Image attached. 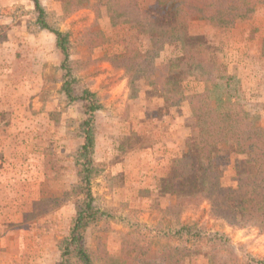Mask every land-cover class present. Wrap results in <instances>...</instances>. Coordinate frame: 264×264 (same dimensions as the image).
I'll return each mask as SVG.
<instances>
[{
  "label": "rangeland",
  "instance_id": "1",
  "mask_svg": "<svg viewBox=\"0 0 264 264\" xmlns=\"http://www.w3.org/2000/svg\"><path fill=\"white\" fill-rule=\"evenodd\" d=\"M39 1L49 27L69 34L70 59L78 63L75 91L91 90L102 105L95 153L100 175L92 192L104 215L85 233L87 247L100 254L95 263L118 264L127 237H145L152 251L181 245V236L174 235L181 224L225 234L239 254L264 260V233L257 228L214 218L207 201L178 215L173 210L176 198L159 195L158 178L189 150L197 130L187 102L163 109L164 100L150 83L160 71L130 86L127 73L112 64L121 50L117 42L133 29L113 26L96 0L72 14L67 0ZM139 1L142 8L155 2ZM38 16L33 0H0V264H58V246L76 212L79 170L74 157L83 140L79 127L85 114L83 104H70L62 90L63 57L55 48V35L41 28ZM188 26L192 35L203 36L220 51L218 61L236 74L240 102L250 119L264 127V6L232 27L199 16L190 18ZM171 53L167 46L156 65ZM182 90L188 95L203 92L206 84L189 77ZM213 149L220 159L222 185L236 187V163L244 160L233 156V145L225 140ZM117 162L129 174L115 179L111 169ZM248 170L242 163L241 171ZM138 264L166 262L155 258ZM182 264L209 261L198 255Z\"/></svg>",
  "mask_w": 264,
  "mask_h": 264
},
{
  "label": "trees",
  "instance_id": "2",
  "mask_svg": "<svg viewBox=\"0 0 264 264\" xmlns=\"http://www.w3.org/2000/svg\"><path fill=\"white\" fill-rule=\"evenodd\" d=\"M90 1L67 0V9L75 13ZM96 1L98 7L106 8L113 26L133 29L117 42L121 50L111 58L113 65L127 73L130 86L160 71L150 83L164 100L163 109L170 110L185 102L191 109L197 136L192 138L189 150L173 161L169 172L158 178L159 195L176 198L173 210L178 215L207 201L214 218L230 226L255 227L264 233V127L250 119L240 102L236 74L228 71L226 63L218 61L216 55L220 51L207 45L203 36L192 35L188 26L190 18L199 16L232 27L257 6H264V0H155L145 8L139 0ZM33 2L39 25L55 35V48L63 57L62 90L70 104H83L85 114L79 127L83 140L74 157L79 170L74 187L76 212L58 246V264H96L100 254L87 247L85 233L104 215L92 192L93 181L100 175L95 153L97 116L102 105L91 90L75 91L78 63L70 59L69 34L49 27L40 1ZM167 46L172 53L157 66L156 60ZM189 77L205 83L206 90L185 94L182 84ZM222 140L233 145V156L244 160L236 163V187L226 188L221 183L220 159L213 148ZM242 163L248 166V172L241 171ZM42 202L45 201L39 204ZM174 235L181 236V245H167L157 251L143 241L145 235L143 239L127 237L116 263L138 264L144 259L161 258L166 264H182L184 258L203 255L209 264H264V260L239 254L230 238L222 233L207 234L196 226L181 224ZM193 239L194 243L189 245Z\"/></svg>",
  "mask_w": 264,
  "mask_h": 264
},
{
  "label": "crops",
  "instance_id": "3",
  "mask_svg": "<svg viewBox=\"0 0 264 264\" xmlns=\"http://www.w3.org/2000/svg\"><path fill=\"white\" fill-rule=\"evenodd\" d=\"M122 167H123V164L120 163V162H117V164H115V166H113V168L111 169V172H112V174H113V176H114L115 179H116L119 175L124 174V176H125V175H128V174H129V173L126 171V169H124L125 171H124V173H123V169H122ZM116 170H117V171H116ZM146 179H147V178H146V175L143 174V178H142V180L145 181ZM148 188H151V186H149ZM155 188H156V186H155ZM121 189L126 190V189H128V187H127V188L124 187V188H121ZM121 189L118 188L119 191H120Z\"/></svg>",
  "mask_w": 264,
  "mask_h": 264
}]
</instances>
